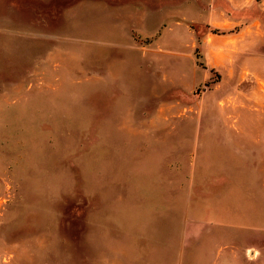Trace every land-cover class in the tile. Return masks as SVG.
<instances>
[{"label": "rangeland", "instance_id": "rangeland-1", "mask_svg": "<svg viewBox=\"0 0 264 264\" xmlns=\"http://www.w3.org/2000/svg\"><path fill=\"white\" fill-rule=\"evenodd\" d=\"M218 259L264 264V0H0V264Z\"/></svg>", "mask_w": 264, "mask_h": 264}, {"label": "crops", "instance_id": "crops-1", "mask_svg": "<svg viewBox=\"0 0 264 264\" xmlns=\"http://www.w3.org/2000/svg\"><path fill=\"white\" fill-rule=\"evenodd\" d=\"M198 6H200V5H198ZM161 25H164L163 23H161ZM225 209V208H224ZM220 210H223V207L222 206H220ZM222 212H225L226 214H225V216H224V219L225 220H228V219H233V217L234 216H230V214L228 213V211L227 210H223ZM220 227H223L222 228V230H225V231H229L228 230V228H230V225L229 224H227V223H223V226H220ZM184 229H185V227H184ZM160 230V229H159ZM184 232V231H183ZM164 235V237L163 238H165V232H163L162 231V233L161 232H159V234H156V237H159L160 238V236H163ZM157 240V239H156ZM159 241V240H158ZM161 241L159 242V244L161 245ZM154 247H156V249L155 250H160L161 251V249H160V247L158 248L157 247V245H154ZM154 262V264H159V260H157L156 262H155V260L153 261ZM220 263V260L218 259V262L216 263V264H219Z\"/></svg>", "mask_w": 264, "mask_h": 264}]
</instances>
